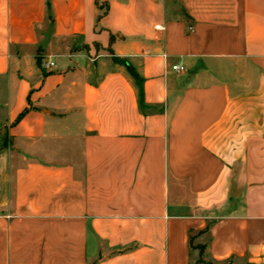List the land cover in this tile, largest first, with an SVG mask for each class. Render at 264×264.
I'll list each match as a JSON object with an SVG mask.
<instances>
[{"label": "crops", "instance_id": "obj_1", "mask_svg": "<svg viewBox=\"0 0 264 264\" xmlns=\"http://www.w3.org/2000/svg\"><path fill=\"white\" fill-rule=\"evenodd\" d=\"M0 264H264V0H0Z\"/></svg>", "mask_w": 264, "mask_h": 264}, {"label": "trees", "instance_id": "obj_2", "mask_svg": "<svg viewBox=\"0 0 264 264\" xmlns=\"http://www.w3.org/2000/svg\"><path fill=\"white\" fill-rule=\"evenodd\" d=\"M114 61L116 62H121L123 63L124 61L118 57H114L113 58ZM128 69L130 71V73L132 74V76L136 79V81L139 83L140 81V76L139 74L136 72V70L134 69L133 66H131L130 64L128 65ZM191 245L192 247H196V248H199L200 249V254L202 255L203 252H204V249H205V246L204 245H193V238L191 239ZM199 262H203L202 258H200Z\"/></svg>", "mask_w": 264, "mask_h": 264}, {"label": "built area", "instance_id": "obj_3", "mask_svg": "<svg viewBox=\"0 0 264 264\" xmlns=\"http://www.w3.org/2000/svg\"><path fill=\"white\" fill-rule=\"evenodd\" d=\"M156 28H157V29H161L162 26H161V25H156ZM190 29L193 30V27L190 26ZM54 64H55V63H54L53 61L47 60V61H45V62L43 63V67H44L45 69H49V68L53 67ZM172 68H173L174 70H176V71H184V70H185V66H184L182 63H177V64L173 65Z\"/></svg>", "mask_w": 264, "mask_h": 264}, {"label": "rangeland", "instance_id": "obj_4", "mask_svg": "<svg viewBox=\"0 0 264 264\" xmlns=\"http://www.w3.org/2000/svg\"><path fill=\"white\" fill-rule=\"evenodd\" d=\"M171 1H174V2H176V0H171Z\"/></svg>", "mask_w": 264, "mask_h": 264}]
</instances>
